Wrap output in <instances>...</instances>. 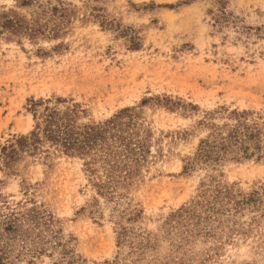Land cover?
<instances>
[{
  "label": "rangeland",
  "instance_id": "rangeland-1",
  "mask_svg": "<svg viewBox=\"0 0 264 264\" xmlns=\"http://www.w3.org/2000/svg\"><path fill=\"white\" fill-rule=\"evenodd\" d=\"M32 100L85 125L135 109L146 151L108 193L88 159L0 166V208L54 220L17 264H264V0H0V148L33 131ZM239 123L248 155L197 159Z\"/></svg>",
  "mask_w": 264,
  "mask_h": 264
},
{
  "label": "trees",
  "instance_id": "trees-1",
  "mask_svg": "<svg viewBox=\"0 0 264 264\" xmlns=\"http://www.w3.org/2000/svg\"><path fill=\"white\" fill-rule=\"evenodd\" d=\"M13 27L16 32L21 30ZM66 103L64 100H57L54 105L51 100L30 101L34 129L0 148L3 171L14 173L17 164L26 157L45 155L49 158L51 154L59 153L88 159V168L101 163L107 184L102 183L98 187L105 193H108L110 183L131 180L146 151L143 140L137 139L134 131L130 132L128 121L132 120L136 110L125 109L105 122L85 125L78 123L80 113H83L80 106L61 108V104ZM252 128L239 123L226 136L214 133L212 139L201 142L197 159L205 164L218 165L229 155L240 151L248 155L246 144L254 137ZM90 169L92 173L96 172L92 167ZM214 194V198H219L229 196L231 192L217 189ZM52 225L53 218L38 207L24 212L9 208L8 213L0 208V264H17L24 258L42 255L49 243L44 234Z\"/></svg>",
  "mask_w": 264,
  "mask_h": 264
}]
</instances>
